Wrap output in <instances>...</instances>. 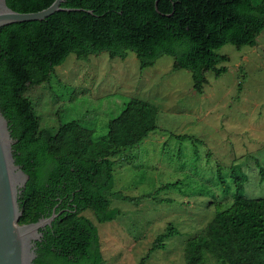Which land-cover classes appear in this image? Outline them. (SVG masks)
I'll return each instance as SVG.
<instances>
[{"label":"trees","instance_id":"16d2710c","mask_svg":"<svg viewBox=\"0 0 264 264\" xmlns=\"http://www.w3.org/2000/svg\"><path fill=\"white\" fill-rule=\"evenodd\" d=\"M5 1L15 12L31 13L54 0ZM61 7L72 10L0 27V110L15 141V164L28 176L17 199L19 224L59 213L39 230L33 264H101L97 229L81 212L91 210L99 223L120 214L107 196L113 195L115 157L158 129L157 108L130 98L108 121L105 136L94 139L93 130L76 121L40 128L28 93L46 84L69 55L86 60L106 53L110 59L125 60L132 52L140 70L162 56L171 57L172 71L189 72L194 92L202 94L207 72L218 77L226 71L219 65L228 57L215 50L226 44L257 45L264 30V0H64ZM259 168L264 180V169ZM230 171L229 182L222 176L218 180L223 186L220 198L230 194L232 201L221 205L202 236L187 242L186 264H207L210 258L216 264H264V197H247L245 174L235 166ZM176 185L164 184L155 195ZM121 199L138 203L142 197ZM174 235L178 231L168 224L138 264L163 250Z\"/></svg>","mask_w":264,"mask_h":264},{"label":"rangeland","instance_id":"374dc122","mask_svg":"<svg viewBox=\"0 0 264 264\" xmlns=\"http://www.w3.org/2000/svg\"><path fill=\"white\" fill-rule=\"evenodd\" d=\"M256 42L215 50L228 57L219 65L226 71L218 77L207 72L202 94L194 92L189 72L172 71L171 57L140 70L132 52L125 60L106 53L86 60L69 55L46 84L28 93L40 128L76 121L92 129L94 139L105 136L108 121L130 98L157 108L158 129L115 157L113 195L107 196L120 214L99 223L91 210L81 212L97 229L101 264H138L168 224L178 235L144 264H186L187 242L202 236L221 205L232 201L230 194L220 198L218 180L230 181L231 166L245 174L247 197H264L259 168L264 169V30ZM175 182L155 195L162 185ZM120 195L142 199L130 203ZM207 264L216 263L210 258Z\"/></svg>","mask_w":264,"mask_h":264},{"label":"water","instance_id":"95a60500","mask_svg":"<svg viewBox=\"0 0 264 264\" xmlns=\"http://www.w3.org/2000/svg\"><path fill=\"white\" fill-rule=\"evenodd\" d=\"M63 2L64 0H54L41 11L19 13L8 8L5 0H0V27L42 21L54 13L71 11L72 9L61 7ZM155 10L157 11L156 3ZM14 144L8 122L0 110V264H33L36 257L34 243L42 237L39 230L49 226L59 213L53 211L50 217L41 218L37 222L19 224L21 210L17 199L28 176L15 164L12 151Z\"/></svg>","mask_w":264,"mask_h":264}]
</instances>
